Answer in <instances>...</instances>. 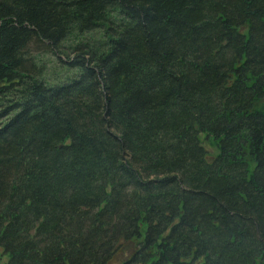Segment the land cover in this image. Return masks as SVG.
Returning <instances> with one entry per match:
<instances>
[{"label":"trees","instance_id":"1","mask_svg":"<svg viewBox=\"0 0 264 264\" xmlns=\"http://www.w3.org/2000/svg\"><path fill=\"white\" fill-rule=\"evenodd\" d=\"M0 264H264V0H0Z\"/></svg>","mask_w":264,"mask_h":264},{"label":"rangeland","instance_id":"2","mask_svg":"<svg viewBox=\"0 0 264 264\" xmlns=\"http://www.w3.org/2000/svg\"><path fill=\"white\" fill-rule=\"evenodd\" d=\"M97 37L99 38L101 37L100 32L99 33L86 32L84 33L83 36L71 35L63 43L64 44V47L62 48L63 52H66L68 56L74 57L76 53H73V49H72L73 45H75L80 40L83 43H90V41H86V40L95 39ZM28 50L30 54L32 53V56H34L36 62L38 63L37 68L39 67L43 68L42 72L44 73V77L51 82H53L54 80L56 81L60 80L62 82H66L68 81L66 80L67 78L74 77L73 72L74 73L77 72V68L72 69L71 67L70 69H68L67 67L59 64L60 62L59 63L57 62L58 59L56 58V56H54L50 51L35 47L33 44L29 45ZM205 145L208 149L213 148L212 144H208L207 142L205 143ZM153 188H154L153 191L157 193L161 187L154 185Z\"/></svg>","mask_w":264,"mask_h":264},{"label":"bare ground","instance_id":"3","mask_svg":"<svg viewBox=\"0 0 264 264\" xmlns=\"http://www.w3.org/2000/svg\"><path fill=\"white\" fill-rule=\"evenodd\" d=\"M66 39H67V38H66ZM66 39H65V40H66ZM65 40H64V41H65ZM64 41H63V43H64ZM86 41H87V40H86ZM80 42H81V40L78 41V42L75 44V46H77V44L80 43ZM73 46H74V45H73ZM72 48H73V47H72ZM78 52H79V51H78ZM78 52L75 54L74 57L69 56V59H71V60H75L77 63H79V62H80V61H78L79 57H77ZM60 57H61L62 60H64V61H63V64H61V65L66 66V65L68 64V61H69L67 54H66L65 52H63V53L60 55ZM71 60H70V61H71ZM77 72H78V69H77ZM77 72H75V73H77ZM73 74H74V72H73ZM74 76H75V75H74ZM72 78H76V77H72Z\"/></svg>","mask_w":264,"mask_h":264}]
</instances>
